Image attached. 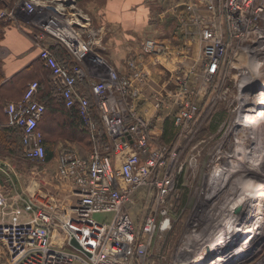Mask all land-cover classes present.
I'll use <instances>...</instances> for the list:
<instances>
[{"label": "built area", "instance_id": "1", "mask_svg": "<svg viewBox=\"0 0 264 264\" xmlns=\"http://www.w3.org/2000/svg\"><path fill=\"white\" fill-rule=\"evenodd\" d=\"M75 4L14 0L0 9V20L20 19L34 29L38 59L49 69L64 106L77 107L90 139L84 157L72 145L59 150L52 182L56 190L67 187L69 202L30 183L13 194L0 192V264H147L156 233L171 229L168 198L174 193V171L182 166L176 170L175 149L138 112L142 95L137 83L146 79L141 57L127 60V73L117 71L97 52L95 32ZM183 5L189 11L196 6L207 10V19L195 13L186 20L185 15L178 17L182 30L195 25L201 63L198 69L175 74L172 91L155 94L157 113L165 110L161 119L167 118L175 132L187 130L203 100L205 109L226 100L234 87L240 97H248L234 130H262L264 0H191ZM185 40L190 41L186 35ZM53 45L62 46L68 56L58 58ZM142 48L159 54L167 49L152 39ZM84 81L88 95L79 87ZM38 86L29 82L3 112L4 126L21 133L25 158L42 163L44 139L38 125L45 105L36 99ZM154 119L161 120L157 115ZM217 155L216 161L230 157L228 152ZM230 169L212 171L210 213L200 223L192 219L186 224L171 264H264V192L258 188L250 195L237 178L229 183ZM263 179L264 174L254 184L264 186ZM141 189L154 212L137 224L122 206ZM59 236L63 239L57 240Z\"/></svg>", "mask_w": 264, "mask_h": 264}, {"label": "rangeland", "instance_id": "2", "mask_svg": "<svg viewBox=\"0 0 264 264\" xmlns=\"http://www.w3.org/2000/svg\"><path fill=\"white\" fill-rule=\"evenodd\" d=\"M189 1L191 0H184V2ZM9 2L13 4L12 0H9ZM74 10L79 12V14L86 19L89 18V14L85 10L83 2H78L76 0ZM181 12L180 15L186 16L185 20L188 17V13H191V15L193 13L203 14V19H207V10L202 6H196L189 11V8L183 5ZM186 26L187 27H183L186 31V37L190 39V41H196L197 34L195 25L186 24ZM251 77L256 79L255 74ZM260 79L264 82V71ZM229 90L231 93L226 100L211 102L205 109L204 106L206 104L203 100L200 104V114L197 120L192 123L187 130H177V132L174 133L170 132L169 136L171 140L169 139L166 141L162 139L164 144L170 149L174 148L176 151V170L180 165L182 169L179 172L174 171V193L168 198L167 207L170 210L172 218L171 229L162 233H156L153 246L149 251V254L152 255L150 261L152 263L150 264H171L176 252V247L180 243V239L186 229V224L192 219H194L193 223H200L203 217L205 218L210 213L208 182L210 180L211 184L210 176L212 175L214 177V174L218 172L217 169L222 167L230 169L231 165V169L227 173L229 175V183H234L232 181L237 178L238 183L240 182L239 185L244 183L243 186L247 184L251 186V184H254L253 179L256 180L259 175L263 176V174L257 175L256 172L260 169H264V146H261V142L264 143V126H262L263 130H260V135L255 134L257 130H234L236 119L238 116L242 117L240 110L243 112L244 108L247 106L246 101L248 97H240L234 90V87H230ZM155 94L157 93L150 94L153 117L147 119H149V121L151 120L150 124L152 125L163 126L164 119H161L162 113H157L154 107L153 102ZM156 115L160 117L161 120L154 119ZM216 117H219V120H215ZM59 121L60 119H56L57 124ZM212 121H219L216 130H212L208 127L209 123ZM160 136H162V133ZM242 138H244L245 141L242 142ZM59 139L63 142L62 145H60V149L68 148L71 145L75 146L73 145L74 142H70L67 138L60 137ZM240 142H242V144L239 146ZM255 142L260 144L258 149L255 148ZM238 147H243V155L241 153L237 154V151H240ZM245 149L248 150L245 151ZM217 152L222 154L228 152L231 158L229 157L227 160L220 159L216 161L218 157ZM259 153L260 156L258 155ZM15 159L0 154V163L2 162L7 165L1 166L0 164V178L3 177L4 181V184L0 185L8 186L13 190H19L26 189L27 184L30 183L31 186L35 184L45 190L48 189L49 191H53L54 188L51 182L56 167V163H53L54 161L51 162L53 165L38 162H26L25 165L21 160L17 161ZM237 159L238 161H236ZM260 159H262L263 165L257 164ZM235 163L236 165H234ZM239 163L241 164L238 165ZM214 167L215 169H213ZM213 170L215 171L214 174L212 172ZM14 173H16L17 179ZM258 185L259 184H254L253 187ZM248 188L250 189V187ZM248 188L247 191L249 193L250 190H248ZM258 188L259 187H256V190ZM13 190L9 192L13 194ZM142 194L143 190L141 189L134 194L129 203L122 206L123 211L130 213L137 224L154 212L151 208L152 203L149 202L150 200L147 198L146 206ZM181 198L184 199V202L183 204L181 203L182 206L180 205V207L176 208L174 201ZM95 218H101V216H95ZM59 237L57 240L63 239L62 236Z\"/></svg>", "mask_w": 264, "mask_h": 264}, {"label": "crops", "instance_id": "3", "mask_svg": "<svg viewBox=\"0 0 264 264\" xmlns=\"http://www.w3.org/2000/svg\"><path fill=\"white\" fill-rule=\"evenodd\" d=\"M82 2L89 14L87 28L95 32L99 44H96L95 48L109 64L120 73H127V60L131 57H141L146 79L141 84L137 83L142 95L138 112L146 118L153 117L150 94L172 91L175 74L198 69L201 63L199 43L186 41L184 29L182 30L178 24V17L182 13V0H84ZM33 35L34 29L20 19H13L3 31V38L0 41L3 82L13 80L15 75L23 73V84L21 82L18 84L20 86H17L15 97L10 98L9 101L19 99L24 91V85L30 80L50 84L48 71L42 68L38 61V47ZM147 39H152L167 49L161 54L145 53L142 47ZM49 87L55 89L52 83ZM79 87L80 90L88 92L87 81L82 82ZM40 92H37V97L43 100L45 92L43 93V90ZM53 107L46 109L38 125L45 142L53 150V157L46 164H51L53 161L57 164L60 145L63 143L59 138L60 131L64 130L62 125L64 119L56 113L57 105ZM159 113H162L163 118L165 117V110L161 109ZM56 119H60L58 124ZM5 123L6 115L3 126ZM163 127L164 123L163 126L158 125L155 131L161 134ZM54 170L56 171V167ZM0 184H4L3 177L0 178ZM51 185L56 190L53 182ZM54 189L50 192L55 193L57 198L67 201V187L63 186L56 191ZM11 190L13 189L8 186L0 185L1 193H8Z\"/></svg>", "mask_w": 264, "mask_h": 264}, {"label": "trees", "instance_id": "4", "mask_svg": "<svg viewBox=\"0 0 264 264\" xmlns=\"http://www.w3.org/2000/svg\"><path fill=\"white\" fill-rule=\"evenodd\" d=\"M77 1L82 2L84 0H77ZM11 4L12 3H10L9 0H0V9L9 7V6H11ZM9 24H10L9 21L4 22V21L0 20V41L3 38V31H4L5 27L8 26ZM51 49L53 50V52L55 53V55L57 57L62 58V57L68 56L65 49L60 45H53V46H51ZM38 61L41 65V67L48 71L49 83L51 84V80H50L51 73H50L49 69L44 67L39 59H38ZM3 80H4V74L2 71V61L0 59V154H4L6 156L13 157L14 159L17 158L15 160H17V161L21 160L22 163L25 165H26V162L27 163H31V162L36 163L35 161H31V160L26 159L25 156L23 155L22 140H21L20 131L17 128L3 126L4 116H5L3 109L5 106V103L7 101H9L10 98L15 97V94L17 91V86H20L18 84H21V83L23 84V73L20 72L17 75H15L13 80L4 81V82H3ZM32 81H35V80H30V82H32ZM37 83L39 85L38 86V92H40L41 90H43V93L45 92L43 100H40L36 95V99L38 101H41L45 105V112H46V109H48L49 107L54 108L53 106L57 105V108H55V110L57 109L56 113L64 119L63 124H62L64 130L60 131V137L67 138L70 142H74L75 143V144L73 143V145H75L74 149L77 151V153L79 155L84 157L88 153V150L90 148V139H89L88 132L85 128V125L83 124L82 118L79 114L77 107L75 106V107H72L70 109H67L64 106L63 100L61 99L60 95L58 94L56 88L52 90L49 87L50 84L47 83V85H46V82L41 83V81H37ZM26 85H24V90H25ZM86 93L88 95V92H86ZM55 97L57 98V100ZM13 100H15V99H13ZM45 112H44V114H45ZM44 114H43V116H44ZM215 120H219V117H216ZM163 123H164V127L162 130V136H161L160 140L161 141H162V139H165L166 141L169 139L171 140L169 133L170 132L174 133L175 130H173V126L168 119H165ZM218 125H219V121H216V122L212 121L209 123L208 127L212 130H216ZM43 139H44L43 142H44V149H45V158H44V161L42 163H46L52 159L53 150H51V148L49 147V144L45 142V138H43ZM76 145H78V146H76ZM38 163H41V162H38ZM183 202H184L183 198H181L179 200L176 199L174 201V203L176 204V208L180 207V205L182 206ZM151 257H152V255L148 254L147 264L152 263V262H150Z\"/></svg>", "mask_w": 264, "mask_h": 264}, {"label": "bare ground", "instance_id": "5", "mask_svg": "<svg viewBox=\"0 0 264 264\" xmlns=\"http://www.w3.org/2000/svg\"><path fill=\"white\" fill-rule=\"evenodd\" d=\"M30 16H31V15H30ZM255 111H256V113L259 112L258 110H255ZM262 130H263V129H262ZM255 134H256V135H260V134H261V131H260V130H257V132H256ZM255 137H256V136H255ZM259 143H260V142H259ZM255 145H256V146H255ZM255 145H254L255 148L258 149V146H259L260 144H258V142H255ZM261 146H262V147L264 146V143H263V142H261ZM238 148H240V147H238ZM246 150H248V149H245V151H246ZM263 150H264V147H263ZM257 152H260V151H257ZM237 153H241V154L243 155V147H241V148H240V151L238 150ZM244 153H245V152H244ZM248 153H249V152H248ZM245 155H246V154H245ZM258 155L260 156V153H259ZM256 162H258V161H256ZM259 162H260V163H259ZM259 162L257 163L258 165H259V164H262V165H263V161H262V159H260ZM240 164H241V163H239L238 165H240ZM239 167H240V166H239ZM246 168H247V167H246ZM242 169H243V168H242ZM242 169H241V170H242ZM239 170H240V169H239ZM251 172H252V171H251ZM256 174H257V175H258V174H264V169H260V170H258V171L256 172ZM255 176H256V175H255ZM255 176H254V177H255ZM260 176H261V175H259V177H260ZM259 177H258V178H259ZM258 178H257V179H258ZM239 183H240V182H239ZM243 185H244V183H241V184H240V186H242V187H241V190H244V189L247 190V188L250 187L248 184L245 185V186H243ZM251 185H254V184H251ZM256 187H258V186H256ZM256 187H253V188L250 187L251 189L248 188V190H250V192H249L250 195H253V193L256 192ZM258 191L264 192V186H263V185H260ZM209 197H211V196L209 195L208 198H209Z\"/></svg>", "mask_w": 264, "mask_h": 264}, {"label": "water", "instance_id": "6", "mask_svg": "<svg viewBox=\"0 0 264 264\" xmlns=\"http://www.w3.org/2000/svg\"><path fill=\"white\" fill-rule=\"evenodd\" d=\"M71 244H73L76 247H79L74 240H71Z\"/></svg>", "mask_w": 264, "mask_h": 264}]
</instances>
